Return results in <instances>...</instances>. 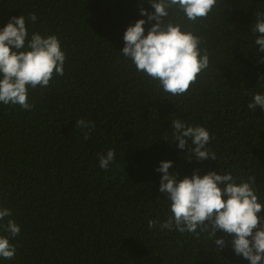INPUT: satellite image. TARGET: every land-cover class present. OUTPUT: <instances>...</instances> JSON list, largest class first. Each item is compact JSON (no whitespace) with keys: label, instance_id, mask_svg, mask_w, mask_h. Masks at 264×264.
Masks as SVG:
<instances>
[{"label":"trees","instance_id":"obj_1","mask_svg":"<svg viewBox=\"0 0 264 264\" xmlns=\"http://www.w3.org/2000/svg\"><path fill=\"white\" fill-rule=\"evenodd\" d=\"M140 6V0H0V29L11 17L35 14V22L26 19L29 38L55 35L66 53L63 76L29 89L30 111L0 103V207L13 213L4 223L21 227L10 241L15 258L0 264H249L234 254L231 237L219 252L207 233L198 239L159 227L170 201L159 192L157 169L172 161L169 172L179 179L199 169L200 176L230 173L237 183L254 175L264 204V111L248 109L254 94H264L258 62L264 53L257 54L252 32L264 0H223L195 24L169 10L165 22L182 23L209 53L208 70L183 96L163 92L120 53L126 29L147 20ZM143 8L154 12L146 2ZM79 119L94 122L95 130L76 127ZM176 119L210 132L216 161L198 162L177 147ZM109 149L115 160L104 170L99 154ZM258 215L264 218V210Z\"/></svg>","mask_w":264,"mask_h":264},{"label":"clouds","instance_id":"obj_2","mask_svg":"<svg viewBox=\"0 0 264 264\" xmlns=\"http://www.w3.org/2000/svg\"><path fill=\"white\" fill-rule=\"evenodd\" d=\"M145 2L154 12L143 8ZM140 3V15L147 20L139 19L126 29L125 46L120 53L132 61L138 72L157 81L163 92L183 96L208 70L209 53L201 48V37L185 30L182 23L165 22L169 10L183 13V18L195 24L207 19L223 0H140ZM26 19L35 22L37 17L35 14L28 18L11 17L0 29V103L30 111L34 105L29 103V89L47 88L55 76H63L66 53L55 35L45 37L32 33L29 38ZM255 21L252 32L256 37L254 48L259 54L264 53V12L255 13ZM146 24H151L147 35ZM258 62L264 63V57ZM257 108L264 111V94H254L253 101L248 104L253 112ZM171 124L174 140L178 142L175 144L180 150L187 149L190 158L195 156L198 162L216 161V153L207 147L214 137L205 127L191 126L180 119ZM76 127L94 131L95 123L79 119ZM84 138H89L88 133ZM114 160L112 149L106 155L99 154L101 169L107 170ZM172 167V161H164L157 169L162 173L159 192L170 201V215L159 227L191 233L198 239L202 233H207L219 252L229 243L225 237H231L230 245L235 255L249 264H264V218L258 215L264 210V204L259 202L256 177L252 175L237 183V178L230 173L209 171L200 176L197 169L191 177L179 179L177 173L169 172ZM12 215L10 209L0 207V232L7 233L0 235V258L4 260L15 258L17 246L10 241L21 232L14 220L7 219L4 223ZM148 224L155 228L158 222L149 220ZM217 232L224 235L217 238Z\"/></svg>","mask_w":264,"mask_h":264}]
</instances>
